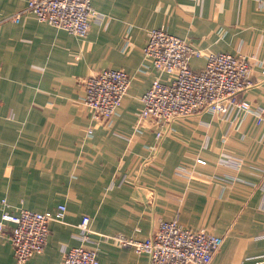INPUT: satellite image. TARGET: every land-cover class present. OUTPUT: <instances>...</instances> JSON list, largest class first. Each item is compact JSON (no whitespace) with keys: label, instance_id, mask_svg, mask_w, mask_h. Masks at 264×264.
Segmentation results:
<instances>
[{"label":"crops","instance_id":"obj_1","mask_svg":"<svg viewBox=\"0 0 264 264\" xmlns=\"http://www.w3.org/2000/svg\"><path fill=\"white\" fill-rule=\"evenodd\" d=\"M26 1L0 0V18ZM92 6L86 37L34 15L0 26V219L3 200L13 215L66 207L50 223L44 251L25 264H61L64 252L80 245L97 248L100 264H149L146 254L104 236L142 240L160 221L174 219L223 238L211 264L264 263V124L250 115L203 113L173 123L160 141L150 127L136 128L141 96L155 80H168L143 68L153 29L204 53L252 57L258 84L244 98L264 111V0H92ZM205 63L193 58L191 67ZM104 69L126 71L131 86L118 114L99 124L82 104V80ZM124 178L129 185L119 186ZM85 215L87 242L77 228ZM0 264H17L1 234Z\"/></svg>","mask_w":264,"mask_h":264},{"label":"built area","instance_id":"obj_2","mask_svg":"<svg viewBox=\"0 0 264 264\" xmlns=\"http://www.w3.org/2000/svg\"><path fill=\"white\" fill-rule=\"evenodd\" d=\"M29 15L72 35L86 37L96 13L92 0H27L21 7L0 18L2 24H19ZM143 68H154L168 77L167 82L155 80L141 98L136 128L150 127L157 141L162 140L173 123L181 118L203 113L219 115L229 120L250 115L258 126L264 124V111L244 98V94L258 84L249 57L242 51L236 54L204 53L188 41L162 29L148 32L143 49ZM193 58H205L200 70L191 67ZM264 77V69L261 71ZM82 104L91 111L99 124L108 123L118 114L131 86V76L121 69H104L82 80ZM92 134V130L88 131ZM197 164L206 165L203 158ZM217 178H220L217 175ZM126 178L119 186H127ZM0 234L8 237L14 247L17 264H25L35 254L44 251L50 233V223L60 221L66 207L57 213L28 209L13 215L2 201ZM13 226L7 228L6 224ZM77 228L80 239L89 241L91 218L83 216ZM119 247L146 254L149 264H211L223 244V238L204 229L183 228L178 219L160 221L145 239L124 235L104 236ZM61 264H100L97 248L80 245L64 252ZM260 264H264L263 262Z\"/></svg>","mask_w":264,"mask_h":264},{"label":"rangeland","instance_id":"obj_3","mask_svg":"<svg viewBox=\"0 0 264 264\" xmlns=\"http://www.w3.org/2000/svg\"><path fill=\"white\" fill-rule=\"evenodd\" d=\"M246 97H248V93L246 94ZM187 118L188 117H184V118H181L180 120H182L184 122V121H187Z\"/></svg>","mask_w":264,"mask_h":264}]
</instances>
